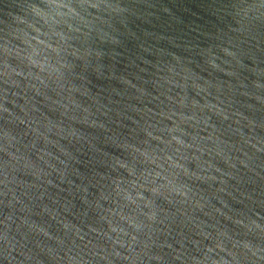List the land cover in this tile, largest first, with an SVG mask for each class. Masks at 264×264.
<instances>
[{
  "label": "water",
  "instance_id": "95a60500",
  "mask_svg": "<svg viewBox=\"0 0 264 264\" xmlns=\"http://www.w3.org/2000/svg\"><path fill=\"white\" fill-rule=\"evenodd\" d=\"M0 264H264V0H0Z\"/></svg>",
  "mask_w": 264,
  "mask_h": 264
}]
</instances>
